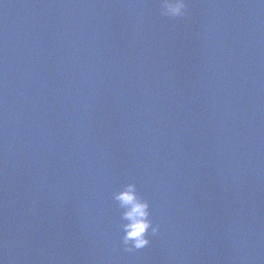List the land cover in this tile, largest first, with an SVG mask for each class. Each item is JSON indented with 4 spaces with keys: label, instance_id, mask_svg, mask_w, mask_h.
Wrapping results in <instances>:
<instances>
[{
    "label": "water",
    "instance_id": "water-1",
    "mask_svg": "<svg viewBox=\"0 0 264 264\" xmlns=\"http://www.w3.org/2000/svg\"><path fill=\"white\" fill-rule=\"evenodd\" d=\"M188 3L0 0L3 264H264V5Z\"/></svg>",
    "mask_w": 264,
    "mask_h": 264
},
{
    "label": "clouds",
    "instance_id": "clouds-1",
    "mask_svg": "<svg viewBox=\"0 0 264 264\" xmlns=\"http://www.w3.org/2000/svg\"><path fill=\"white\" fill-rule=\"evenodd\" d=\"M259 3L264 5V0H259ZM159 14L169 19L186 18L189 15L188 0H159ZM112 199L121 210L118 226L122 232L124 250L135 252L149 246L150 237L157 236L161 226L153 221L151 205L140 194L137 184H124L112 193ZM0 264L3 262L0 261Z\"/></svg>",
    "mask_w": 264,
    "mask_h": 264
}]
</instances>
